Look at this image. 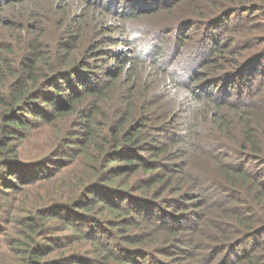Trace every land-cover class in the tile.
<instances>
[{
	"label": "trees",
	"instance_id": "16d2710c",
	"mask_svg": "<svg viewBox=\"0 0 264 264\" xmlns=\"http://www.w3.org/2000/svg\"><path fill=\"white\" fill-rule=\"evenodd\" d=\"M103 1L62 0V6L59 0H0V253L6 255V264H40L45 253L67 246L71 235L90 242L97 255L65 251L61 264H162L153 252L134 249L142 242L140 234L111 229L121 219L91 212L99 205L102 216H107V207L118 217L131 210L121 202H133L131 212L140 217L130 224L142 228L148 222L166 233L168 244L176 234L188 232L182 228L188 223L182 214H154L151 206L160 207V194L167 188L173 193L165 196L170 202L191 190L192 199L184 201L200 202L201 212L197 209L194 216L199 225L202 217L218 216L211 227L218 226L219 232L211 234L200 226L184 238L194 240L191 250L210 251L198 264H264V167L251 169L238 158L264 164V108L256 103L264 84V41L243 49L244 40L232 35L247 25L264 32V0H225L228 6L213 0L212 5L225 8L212 11L216 15L205 21L199 20L203 11L198 14L194 0ZM178 3L183 10H194L180 12L198 17L191 22L182 14L173 23L161 24L162 13L169 12L164 10ZM89 7L95 11L86 15ZM228 14L234 25L228 21L216 31L207 56L199 58L196 68L192 64L183 84L176 79L174 64L172 70L164 69L168 61L155 60L161 53V47L150 42L156 32L167 38L172 31L176 47L192 50L193 40L206 35L204 27ZM148 42L155 52L145 53ZM167 59L174 60L172 51ZM164 75L201 102L198 110L187 107L179 122L187 132L176 133L171 126L176 90L167 95L162 89ZM227 77L234 79L230 89L235 96L228 92ZM198 127L212 137L207 141L213 145L206 157H199V168H209L204 177L196 166L185 170V163L197 159L181 157L169 168L174 156L205 143V138L193 141L201 135ZM47 129L53 144L59 139L56 149L42 143L30 150L27 142ZM183 139L185 143L177 145ZM228 157L238 162L230 165ZM140 169L148 175L129 181ZM178 171V184H173ZM43 180L52 186L41 193L38 182ZM157 182L164 188L155 191ZM51 217L61 223V230L70 231L53 233ZM244 239H250V248L241 247L227 261L230 248Z\"/></svg>",
	"mask_w": 264,
	"mask_h": 264
},
{
	"label": "rangeland",
	"instance_id": "374dc122",
	"mask_svg": "<svg viewBox=\"0 0 264 264\" xmlns=\"http://www.w3.org/2000/svg\"><path fill=\"white\" fill-rule=\"evenodd\" d=\"M53 1H55V0H53ZM212 1L213 0H194L193 1V3L195 4L194 6L198 7V10H196V11H198V14L200 13V11H203L202 15L199 16L202 19H199V20H203V21L208 20L212 16L216 15L215 13H212V11H220V10L225 8V6L221 7L220 5H216V6L212 5ZM219 1H222L223 4H225V5L227 4L226 3L227 1H225V0H219ZM215 2H217V0H215ZM103 3H106V0H104ZM59 4L64 6L62 4V0H59ZM93 5L96 6L95 4H93ZM228 5H230V4H227L226 6H228ZM182 8L184 9V5H182V3H178L177 5L172 6L171 10H164V11H169V12L162 13L163 15L164 14H166V15H164V17H161L159 22L161 24L173 23L174 20L178 19V15H182V14H184L182 16H184L185 19L188 18L189 21H191V22L194 21L191 18L198 17L194 14H189L190 12L189 13L180 12V11H191V12L194 11L192 9L189 10L188 8H186L187 10H183ZM192 8H194V7H192ZM92 9L93 8H90V7L88 9H86L85 14L87 15L88 11H91ZM93 10L95 11V9H93ZM96 11H98V10H96ZM177 11H179V12L177 13ZM259 11H261V10H259ZM69 13H71V11H69ZM261 13L262 12H258L259 15H263ZM158 15H161V14H158ZM220 16H222V15H220ZM220 16H218V17H220ZM185 19H184V21H186ZM244 20H247V18L244 17ZM179 21H181V20H179ZM228 21H230L229 26L234 25L235 20L232 19L231 14H228V15L222 17L221 19H215L213 21V23L210 24V26H205L203 31H205L206 35L196 42H195V39L193 40L192 50L176 47V45L174 44V39H172V37H171V34L173 33L172 31L170 32V34H168L167 38H165V36H162L161 31L156 32L155 35H157V36L153 35L150 42L152 41L153 43H157V45L161 47V53L159 54L158 58L154 57L155 60L159 59V61H161V60L168 61V64H166V65L164 64L163 66H161L164 69L172 70L170 68L174 64L176 66V70L178 71V74L175 72L176 76H177L176 79H178V81L181 84H183L182 82H185V76L187 74L189 75L191 73L190 70H192V64H194V67L196 68L197 67L196 63L198 62L199 58L207 56L208 51H206V49L211 47V46H209L210 38L213 37L215 35L216 31L218 29H220ZM192 25H196V24L194 23ZM197 25L200 28V24L197 23ZM190 26L185 25L184 28L189 29ZM193 27L194 26H192V28ZM257 29H259V30H257ZM232 35L234 36L235 39L240 38V39L244 40V42L241 45V48H243V49L245 48V49L251 50V49L257 47L262 41H264V32H262L259 27L254 28L253 26L250 27L249 25H247V27H243V29L240 32L233 33ZM255 35H258V37H255ZM150 42H148V44H146V46H145V53H148L149 51L152 50V49H150V45H151ZM152 51L155 52L154 49ZM169 51L170 52L172 51V54L174 56V60L170 61V62L167 59V54ZM146 56H148V55L146 54ZM147 62L148 61L146 60V63ZM168 73L171 75V71H168ZM168 78L169 77L164 75V78L162 79L161 87H162V89L167 91V95H168V93L176 90V92L174 94L175 103L173 106L175 113L170 118V120L172 121L171 126L175 130L176 133L187 132L185 127L183 125H180L179 122L185 117L186 111L188 110L187 107H194V109L198 110V108L200 107L199 104L201 102L200 103H199V101L194 102V98L192 95L189 94V91H187L186 89H183L181 87L180 88L177 87L171 81H169ZM233 80L234 79L229 80L228 77L226 80V82L228 84V92L231 96L236 95L235 91H232L230 89V84ZM253 82H254V79L252 80V84H253ZM165 83H166V85H165ZM261 91L262 92L259 93L256 103H258V105H260L261 107L264 108V84H262ZM241 94L245 95L246 90H244V91L242 90ZM234 99L235 98H231L230 100L232 101ZM251 112L252 111H250L249 114ZM196 129H197V131H199L201 133V135H195L193 141L196 142V141L203 140L204 138L206 139L204 144L198 143V144L202 145V148H201L202 150L197 149L198 147H200V145L197 144V148H194L190 151H186L184 156L177 154L176 156L173 157V163L170 164L169 168L174 164H178L179 161L181 160V157H185V158H189V159H197L195 161V163H193V164L185 163V170L187 169V167H191V169H192V166H196V170L201 175L204 171L209 170V168L206 165L201 166L203 168H199L200 167L199 163L201 160V158H199V157L200 156L206 157V151L212 150V148H213L212 143L207 141V140H210L212 137L209 136V134H205V131L202 127H198ZM49 131L50 130L47 129L45 132L41 133L39 136H37L33 139H30V141L27 142L29 149L30 150L35 149L39 145H41L42 143H44L47 147H50L51 149L52 148L56 149L55 145L59 142V139H58V141H56V143L53 144V142L55 140H54V137H52L50 135ZM47 139H48V141H47ZM184 139H183V141L178 142L177 145L185 143ZM58 147L60 148L61 146L59 145ZM215 148L216 147H214V150H215ZM140 154L147 159L150 158V155L147 152H141ZM220 156H222V155H220ZM222 157H226V156L223 155ZM238 158L243 162L250 163L251 169H254L255 167H259V169L262 170V168L264 167V164L260 163L261 161H257V162H254V160L245 161V157H238ZM207 159L211 161V159L209 158L208 155H207ZM228 160L230 162V165H235L238 162L237 157H234L233 159L228 157ZM163 161H165L166 163H169L168 161H172V160H166L164 158ZM177 161H178V163H177ZM258 163H260V164H258ZM115 164H117V162H115ZM262 171H263L262 173L264 174V170H262ZM146 175H148V173H146L145 171L140 169L136 173L134 172L130 175L129 181H132L133 178H135L136 180L142 179V178L146 177ZM180 176H181V172L178 171L173 176L174 177L173 178V184H178V180H179ZM202 176L204 177V175H202ZM37 181H39V180H37ZM38 183H40V187L38 190L41 193H43L45 190H51L52 182L50 180H43V181L38 182ZM157 185H158V182L153 185L155 191H159L160 189H163L165 186L163 183H162V187H159ZM189 190L190 189H186L183 193L180 194L179 197L169 198V200H171V202H170V201H168V199H166L167 197H165V196L172 195L173 193L171 192V188L170 189L167 188L166 190H164L160 194V201L158 200L160 202V207L158 205L151 206L155 215H164V213H165L166 215L179 217L182 214V216L186 219V221L188 223V224L182 225V228L188 230V232L184 231L185 233L176 234L174 236V239H172V241H170L168 244L164 243V238L166 237V233H163L158 228L156 229V228L151 227L148 222H145L143 224L142 228L140 226H133L132 224H130L131 223L130 219H133V217H140V215L135 214L136 215L135 216L131 212L133 209V202L132 203L131 202L130 203L121 202L125 207H127L128 209H131V210H127V212H123V214H121V216H118V217L116 216L115 213H112L111 210L109 208H107L106 206L105 207H106L107 216L101 215V212L103 210V206H99V205H96V207H98V208H94L91 213L94 216H96V215L101 216L105 219H121V220H116L120 224H118V226H114V225L111 226V229L113 231L118 230L127 236H132L134 234H140V237L142 238V242H140V244H138V246H136L134 249H144V250H149L150 253L153 252L156 255L157 260L163 262L162 264H165V263L166 264H194L198 261V259H200V257L204 261V259H205L204 257L210 256V251H207V253H205L206 250H208V249L191 250L192 249L191 244H192V242H194V240L193 241L189 240V241L185 242L186 240H184V238L185 237L190 238L188 236V235L192 234L190 232L199 230L200 226L202 228H204L208 233H211V234L214 233L213 231L219 232V230H218V226L217 227L212 226L213 228L211 227V223L217 222V221H214V219L218 218V216H213V215L209 214L208 219L209 220L212 219L211 222L208 221V219H206V217H202L201 223H200L201 225H199L198 221L194 220V216L198 215V214H196L197 213L196 210L197 209L200 210V202L194 201V203L193 202L186 203L187 201H184L185 199H189L191 197L189 194ZM133 192L134 193H141V189H135V190L133 189ZM187 194H188V196H186ZM193 195H195V194H193ZM52 197H53V199H55L56 195L53 194ZM190 199H192V198H190ZM48 200H50V199L49 198L45 199V201H48ZM115 201H118V200H115ZM173 203H177V204L172 205ZM243 203L245 205H249V203H247V202L243 201ZM178 206H180V207L177 210L176 208ZM242 207L247 208L244 205H240V208H242ZM136 210H138V209H136ZM55 211L59 212V213H65L67 210H64L62 208H56ZM200 212H201V210H200ZM244 212H245V210H244ZM190 214H193L191 219H189ZM56 219H57L56 217H51V219H50V221L52 222L53 227L55 229V231L53 233L58 234V233L70 231L68 229L61 230V223ZM192 221H194L196 223L195 226H193L191 224ZM222 224L226 225L224 223H222ZM222 224H219V225L223 226ZM153 238H156V241L153 244L147 245V247L145 245H143L144 242L149 241L150 239H153ZM158 238H160V240H157ZM249 240L250 239H244L236 246V248L231 247L230 252H229L230 256L227 255L228 258L226 260L228 261L230 259L235 258L234 255L236 253H238L240 251V249H242L241 247H244V249L250 248ZM68 241H69V242H67L68 245L63 247L61 250H57V248H56V250H54V251H50L48 253H45L44 256L41 258L42 262H40V264H61V262H62L61 253L65 252V251H66V253L69 254L73 250H75V251L79 250L80 252H84L87 255L88 254L89 255H97L95 250H94L93 245L90 242H86L84 240H81L78 236L71 235ZM162 246H165L164 247L165 249H163L161 251H157V250L153 251L150 248V247H152V248L158 247L159 248ZM131 247H133V246H131ZM187 249H189L191 251L188 252ZM225 254H227V251L225 252ZM6 261H8L6 255L0 253V264H6ZM215 262L216 261H214L212 263L208 262L207 264H214ZM197 264H198V262H197Z\"/></svg>",
	"mask_w": 264,
	"mask_h": 264
}]
</instances>
